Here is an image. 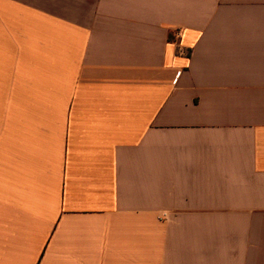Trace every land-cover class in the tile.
<instances>
[{"label": "crops", "instance_id": "obj_1", "mask_svg": "<svg viewBox=\"0 0 264 264\" xmlns=\"http://www.w3.org/2000/svg\"><path fill=\"white\" fill-rule=\"evenodd\" d=\"M0 264H264V0H0Z\"/></svg>", "mask_w": 264, "mask_h": 264}, {"label": "built area", "instance_id": "obj_2", "mask_svg": "<svg viewBox=\"0 0 264 264\" xmlns=\"http://www.w3.org/2000/svg\"><path fill=\"white\" fill-rule=\"evenodd\" d=\"M177 35H179V32L177 33ZM179 54H183L182 50H179Z\"/></svg>", "mask_w": 264, "mask_h": 264}]
</instances>
